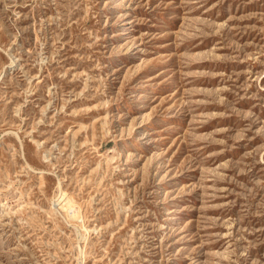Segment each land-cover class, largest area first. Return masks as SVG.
Instances as JSON below:
<instances>
[{
	"label": "rangeland",
	"instance_id": "374dc122",
	"mask_svg": "<svg viewBox=\"0 0 264 264\" xmlns=\"http://www.w3.org/2000/svg\"><path fill=\"white\" fill-rule=\"evenodd\" d=\"M0 264H264V0H0Z\"/></svg>",
	"mask_w": 264,
	"mask_h": 264
}]
</instances>
